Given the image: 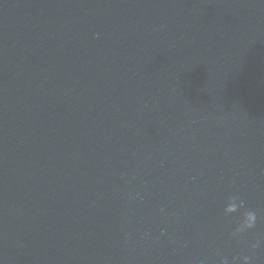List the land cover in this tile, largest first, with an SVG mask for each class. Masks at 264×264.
Wrapping results in <instances>:
<instances>
[{"label":"water","instance_id":"obj_1","mask_svg":"<svg viewBox=\"0 0 264 264\" xmlns=\"http://www.w3.org/2000/svg\"><path fill=\"white\" fill-rule=\"evenodd\" d=\"M233 193L264 218V0H0V264H264Z\"/></svg>","mask_w":264,"mask_h":264},{"label":"clouds","instance_id":"obj_2","mask_svg":"<svg viewBox=\"0 0 264 264\" xmlns=\"http://www.w3.org/2000/svg\"><path fill=\"white\" fill-rule=\"evenodd\" d=\"M234 215L238 216V220L236 222V226L229 231L228 235L229 238L235 239L238 242L243 238L244 234L250 232L256 227L258 219H264L258 217L256 210L246 207L245 200L242 199L238 193L229 195L226 198L222 209V216L224 218L232 217ZM262 245H264V237L248 244L249 252H254ZM237 260L239 261V264H251L253 256L242 255L239 257H233L231 264H236ZM220 264H230V262L227 257H224L220 260Z\"/></svg>","mask_w":264,"mask_h":264}]
</instances>
